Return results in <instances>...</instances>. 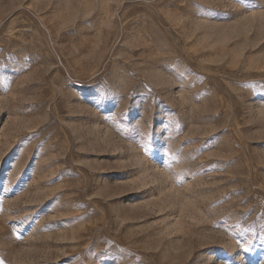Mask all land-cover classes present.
Returning <instances> with one entry per match:
<instances>
[{
	"label": "rangeland",
	"instance_id": "1",
	"mask_svg": "<svg viewBox=\"0 0 264 264\" xmlns=\"http://www.w3.org/2000/svg\"><path fill=\"white\" fill-rule=\"evenodd\" d=\"M0 264H264V0H0Z\"/></svg>",
	"mask_w": 264,
	"mask_h": 264
}]
</instances>
